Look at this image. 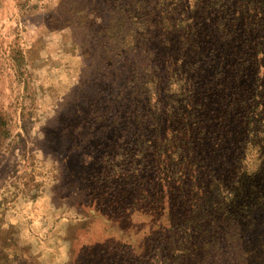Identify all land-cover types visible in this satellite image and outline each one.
I'll use <instances>...</instances> for the list:
<instances>
[{"label": "trees", "instance_id": "obj_1", "mask_svg": "<svg viewBox=\"0 0 264 264\" xmlns=\"http://www.w3.org/2000/svg\"><path fill=\"white\" fill-rule=\"evenodd\" d=\"M87 2L109 92L97 179L151 213L143 255L112 242L93 262L264 264V0Z\"/></svg>", "mask_w": 264, "mask_h": 264}, {"label": "rangeland", "instance_id": "obj_2", "mask_svg": "<svg viewBox=\"0 0 264 264\" xmlns=\"http://www.w3.org/2000/svg\"><path fill=\"white\" fill-rule=\"evenodd\" d=\"M90 7L0 0V264H95L112 242L143 249L136 227L151 220L148 201L138 190L120 215L97 179L109 92ZM254 158L250 149L248 171Z\"/></svg>", "mask_w": 264, "mask_h": 264}]
</instances>
